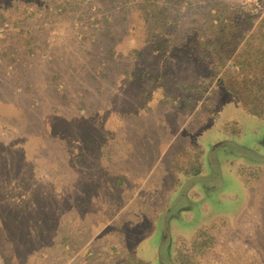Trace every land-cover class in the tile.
<instances>
[{
  "label": "rangeland",
  "instance_id": "1",
  "mask_svg": "<svg viewBox=\"0 0 264 264\" xmlns=\"http://www.w3.org/2000/svg\"><path fill=\"white\" fill-rule=\"evenodd\" d=\"M189 1L0 0V264H264V0Z\"/></svg>",
  "mask_w": 264,
  "mask_h": 264
},
{
  "label": "trees",
  "instance_id": "2",
  "mask_svg": "<svg viewBox=\"0 0 264 264\" xmlns=\"http://www.w3.org/2000/svg\"><path fill=\"white\" fill-rule=\"evenodd\" d=\"M92 2L96 0H91ZM113 4H121L122 9L125 11L124 15L130 17V15H136L138 24L144 26V30L147 31L148 35L155 37L154 40H158V47L162 50L170 49L171 40L173 34H175V29L179 28L185 20L187 13L190 11V1L189 0H109ZM136 1L137 5L131 4V2ZM161 1L163 5L160 4ZM124 3V4H123ZM127 4V6H126ZM161 5V6H160ZM168 7H167V6ZM79 8V6H76ZM227 8H220L213 10L215 14L220 17L224 16L226 13L230 17L235 16V12ZM2 13L0 14V18ZM125 17V18H126ZM229 17V18H230ZM231 21V19H229ZM4 19H1L3 22ZM226 23H221L217 32L221 33L224 31L227 32ZM11 30V27H10ZM223 34V33H222ZM234 35L233 31H229L228 36ZM203 43L200 45L202 48ZM261 84V83H260ZM258 86V96L264 97V84ZM237 94V91L233 92ZM254 116L264 120V115L261 114L258 110L250 111Z\"/></svg>",
  "mask_w": 264,
  "mask_h": 264
}]
</instances>
